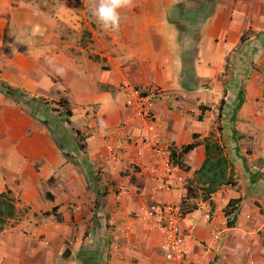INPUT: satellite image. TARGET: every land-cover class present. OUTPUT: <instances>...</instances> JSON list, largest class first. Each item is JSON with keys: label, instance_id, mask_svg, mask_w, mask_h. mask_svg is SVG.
Here are the masks:
<instances>
[{"label": "crops", "instance_id": "crops-1", "mask_svg": "<svg viewBox=\"0 0 264 264\" xmlns=\"http://www.w3.org/2000/svg\"><path fill=\"white\" fill-rule=\"evenodd\" d=\"M95 14L101 26L92 30L90 49L106 61L96 78L89 72L92 62L86 51L84 58L62 67L58 55L43 49L50 46L46 32L43 44L40 40V70L34 58L35 64L15 60L0 67L2 77L15 87L34 89L33 73L40 77V95L64 94L63 101L73 107L71 123L85 135L84 148L71 144L73 157L66 160V151L44 119L38 122L26 109L0 97V195L8 191L15 207L14 219L0 228V264H168L162 235L138 217L156 205L180 206L186 180L194 182V173L206 158L199 113L196 120L193 117L198 106L221 98L219 79L239 83L243 78L239 65L254 49L264 48L263 30L241 39L251 22L263 16L264 0H108ZM228 59L229 74L222 76ZM247 84V113L255 119L259 117L252 105L255 85L264 91V76L253 72ZM131 89L155 96L153 113L162 124L160 139L168 151L170 147L179 151L192 141V134L199 135L200 144L182 158L186 169L172 161L165 166L159 158L139 157L133 150L109 159L103 153L102 136L83 131L81 125L89 118L78 106L92 104L99 129L114 132L124 124L125 131L135 133L136 122L128 121L131 113L124 104ZM187 109L193 113L184 115ZM191 124L200 128L187 129ZM115 139L109 137L111 142ZM229 160L235 168L233 177L248 167L236 157ZM262 166L248 167V181H239L237 190L218 189L210 199L213 206L204 201L201 208L186 214L181 226L191 263L264 264V248L258 240L261 254L240 260L236 251H227L240 244L238 240H225L220 247L211 238L214 223L222 231L233 228L226 227L223 214L230 200L240 199L233 216L235 223L246 225L248 210L242 209L246 197L254 202L264 195V175L257 174L264 173Z\"/></svg>", "mask_w": 264, "mask_h": 264}, {"label": "rangeland", "instance_id": "rangeland-1", "mask_svg": "<svg viewBox=\"0 0 264 264\" xmlns=\"http://www.w3.org/2000/svg\"><path fill=\"white\" fill-rule=\"evenodd\" d=\"M107 2L108 0H0V67L7 62L15 60L21 63L29 61L33 64H35L36 61L37 64H35V67L40 70V40L43 44L46 38H43L42 33L46 32L50 34L49 38L46 39L50 46L43 49L51 51L53 56L58 55L62 67L66 66L69 61H74L75 59L79 61L84 58V51H86L88 60L92 62V68L89 72L92 74L93 78H96L98 71H102L105 68L106 61L104 58H101L99 54L92 52V49H90V45L94 42L92 30H100L101 23L95 21L94 17L96 12H100L102 4H106ZM260 10L262 11V8H260ZM86 12L90 13L89 16ZM86 16L87 19L84 18ZM90 18L92 20H89ZM262 30L264 31V14L260 17L257 16L255 21L251 22L249 28L242 34V42L251 35H256V33ZM47 53L48 56L52 55L50 52ZM247 60L248 61L244 62V64L239 65V74L243 77L239 79V83L230 85V79H219L222 86V90L219 89L220 96L222 92L225 91V101L227 99L222 117L220 120H217L216 107L220 100L218 97L214 103L206 104L208 110L204 113L203 121H201L203 131L200 137H202V139L207 138L210 144H219L223 154L228 160L229 156L232 158L236 157L241 163H247L249 168L256 166L263 167L264 99H261L264 97V91L261 90V85H255L256 102L252 105L256 106L259 111V117L256 116L255 119H252L247 113L248 101L246 100V95L248 91L247 80L251 77L253 72L264 76V48L259 51L254 49ZM229 63L230 61L228 59L222 76H227V74H229ZM30 77L35 79L37 86L32 90H25L9 84L2 77V71L0 70V97L5 100H10L14 102L15 105H19L21 108L26 109L38 122H40V117L44 119L46 121L44 124L45 126L49 125V130L54 140L62 144V149L66 151L63 152L66 160H71L73 157L70 155L71 144L73 145V143H76V147L80 150H82L81 147L85 145L84 133L80 132V136H77L75 131L79 130L75 128L70 120L73 107L69 105V102L63 101L64 98L62 97L65 96L64 94L57 97L54 96L53 98L49 94L40 95V77L33 73H30ZM80 77L84 76L80 75ZM54 80L55 79H52V81ZM2 83L13 89H17L21 94H14L13 97L6 96L1 90ZM84 85L86 84L83 82V86ZM81 86V82L78 83V89H80ZM101 89L103 88L101 87ZM239 91H241L244 102L240 108L236 110L238 99H240ZM142 93L146 94V92ZM212 93L214 94V92ZM236 93L237 95H235ZM22 94L25 96L22 97ZM78 107L82 108L83 111L93 109V112L96 113V108L92 104H79ZM169 109L174 110L173 107ZM48 110H50L51 114ZM42 111H46L45 113L51 116L48 117L43 115ZM66 112H69L71 115L68 116ZM191 113H193V111L187 109L184 115ZM198 113L199 111L197 110L193 116L195 120ZM83 114L84 117L88 115L87 112H83ZM85 123H83L81 127L85 133H88L87 130L89 129L86 127ZM198 128H200L199 125L194 124L187 126V129L191 130H197ZM235 128L237 134L231 137L232 129ZM252 134H254V136ZM230 167V175L233 181H236V186L239 181H248L246 174V171L249 169L248 167H244V170H242L244 172H241V175L239 174L237 178L233 177L235 175L233 171L235 169L234 165L230 164ZM257 174L264 175V173L259 172ZM186 182L196 186V183L192 182V180H186ZM241 186L244 187L245 185L242 184ZM238 187L239 186L236 187V190ZM198 194L200 195V192H198ZM211 196L212 195H210L208 200H199L198 208H201L200 203L204 201H209L213 206L210 200ZM11 200L13 199L11 198ZM239 202L229 207L230 209H235L234 214L239 211ZM245 202L242 209L247 208V215H249L248 218L245 217L246 225H241L237 222L230 231H222L219 227L220 225L216 223L213 225L215 228L214 233H219V238H217L215 242L220 247L223 246L225 240L228 242H230V240H232L231 242L238 240L240 242V244L236 246H230V249L227 250L230 253L236 251L240 260H243L247 254H261V252L258 251L259 248L257 243L261 244L264 248V226H262L264 225V195L254 202L246 197ZM255 208H258V211H254ZM6 212V206L1 205V229L5 226L4 224L10 223L9 220L11 218L6 216ZM143 217L144 216L141 214L138 218H140L142 223H145ZM12 219H14V217H12ZM209 220L211 221L212 218ZM260 222L262 223L261 226L259 224ZM111 227L114 228V226H110V228ZM254 229L255 232L251 233L250 231ZM210 234L208 235V239L211 237ZM211 238L213 240V237ZM257 240L258 242L256 243ZM263 254L264 253H262V255ZM247 263L251 264L250 261H247Z\"/></svg>", "mask_w": 264, "mask_h": 264}, {"label": "built area", "instance_id": "built-area-1", "mask_svg": "<svg viewBox=\"0 0 264 264\" xmlns=\"http://www.w3.org/2000/svg\"><path fill=\"white\" fill-rule=\"evenodd\" d=\"M155 98L153 94H143L131 89L126 98V108L130 110L129 122L135 121L138 130L133 133L123 129L121 124L115 131L99 129L94 121L93 109H88L89 121L86 127L98 132L105 141L103 153L109 159H117L127 151L133 150L137 156H147L152 159L159 158L165 166L171 164L170 152L160 139L162 124L154 115ZM116 137L113 142L109 137ZM143 220L147 225L156 229L163 238L162 250L164 260L168 264H193L188 260L187 246L183 237L181 222L185 219L180 206L172 204L156 205L144 211ZM206 220L210 219L209 212ZM213 241L219 238L218 233L212 234Z\"/></svg>", "mask_w": 264, "mask_h": 264}, {"label": "trees", "instance_id": "trees-1", "mask_svg": "<svg viewBox=\"0 0 264 264\" xmlns=\"http://www.w3.org/2000/svg\"><path fill=\"white\" fill-rule=\"evenodd\" d=\"M1 90L8 97H13L14 94H21L17 89H13L3 83L1 84ZM239 92L240 99H238L236 110L239 109L244 102L241 96V91ZM23 96L25 95L22 94V97ZM225 96V91H223L219 103L216 107L217 120H220L222 117L225 106ZM198 110L199 115L197 116V120L201 122L203 121L204 113L208 110V108L205 105L201 104L198 106ZM66 114L68 116L71 115L69 112H66ZM75 132L77 136H80L81 133L79 131ZM236 134V130L232 129V136H235ZM198 137V134H192V141L188 144L180 146L179 151H177L176 148L170 147V159L175 166H177L178 168L186 169V167H184L182 158L200 144V142L197 141ZM203 145L206 158L200 168L194 173V182L196 183V186L190 183H186L182 188L180 207L184 215L197 210L199 200H208L210 198V195L214 194L221 187L230 186L232 189L236 188V184L230 175V164L226 157L223 155V151L220 145L217 143L210 144L207 138L203 139ZM83 148L84 147H81V149ZM198 192H200V195L198 194ZM7 194H9L8 191L6 192V194L0 195V206L5 205L7 209L6 216H8V218H12L15 213V207L12 203V200L7 197ZM238 202L239 199L230 200L224 208L223 214L226 218L225 225L227 228L234 227L235 223V217L233 216L235 209H230L229 207ZM54 210L55 208L52 209L50 214H53ZM230 216L233 217L230 218Z\"/></svg>", "mask_w": 264, "mask_h": 264}]
</instances>
